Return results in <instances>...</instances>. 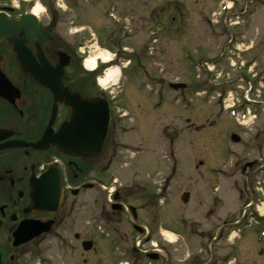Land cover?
<instances>
[{
  "label": "flooded vegetation",
  "instance_id": "obj_1",
  "mask_svg": "<svg viewBox=\"0 0 264 264\" xmlns=\"http://www.w3.org/2000/svg\"><path fill=\"white\" fill-rule=\"evenodd\" d=\"M74 1L77 3L80 0ZM119 1H107L108 9L121 12ZM186 1L191 13L204 2L209 4L202 16L207 18L209 26L211 20L207 13L213 15L222 5L230 3L229 9H233L239 2ZM85 2L88 3V0ZM251 2L258 4L264 0ZM244 3L249 4L247 1ZM4 9L0 5V12ZM242 12L246 14V19L253 16L246 10ZM162 13L156 12L153 22L156 26L170 25L168 29L174 43L178 31V10L166 17L169 20L167 24H164ZM9 15L16 18L20 14L12 11ZM118 15L122 17L121 13ZM57 21L55 14H50L48 24L43 25L41 21L34 41L23 36L25 46L38 64H41V52L54 70H58L68 58L61 78L63 88L86 99L106 100L111 109V126L100 154L89 159L62 155L53 144L44 152L30 148L1 150L4 145L18 141L37 143L46 131H53L54 137L71 120L72 111L65 103L56 102L53 92L38 84L22 68L8 40L0 43V70L11 85L3 84L0 78V264H264V214L261 212L264 209V184L261 183L264 177H260L258 182V175H255L261 173L264 176V164L261 166L259 160H252L245 163L241 172H215L210 171L209 161L203 158L195 172L174 170L151 173L153 176L146 178L141 171H130L133 164L126 163V157L118 153L124 150V138L141 131V124L135 123V114L129 111L126 97L122 98L125 113L119 115L112 92L98 91L88 76L78 74L82 56L77 52L78 48L59 37ZM236 24L238 27L233 29L211 27L210 35L218 37V41L227 39L223 47L240 49L242 46L247 52L254 50L258 45L250 37L246 38V31H250L246 23H242L245 24L243 31L241 22ZM125 29V26H119L114 38V33H104L106 41L116 45L120 51H125L120 46L122 37H119ZM227 30L235 35H229ZM94 38L99 43L98 36ZM249 43H252L251 47L246 46ZM135 52L131 54L137 57V61L131 60L123 66L124 73L135 78L138 71V76L143 74L144 79H151L148 67ZM116 61L121 62V58ZM171 66L173 68L174 64ZM11 71L16 74L11 75ZM57 77H51L52 81H56ZM162 82L165 83L160 80ZM166 85L169 87L170 84ZM187 91L182 92L184 97ZM178 93H160L154 97L155 107L164 106L171 111L177 103ZM127 96L131 102L138 99L132 88ZM146 99L153 100L152 97ZM189 103L186 100L183 106L192 110ZM136 110L141 121L154 123L158 118L153 112L154 107L146 108L145 103L139 104ZM172 125L163 131L166 140L174 147L177 129ZM204 129L202 126L198 131ZM126 146L129 148L131 145ZM137 159L139 162L141 158ZM260 160L264 163V153ZM140 165L146 168L144 162L138 164V168ZM52 167L60 173L63 189L60 205L55 212H39L32 208L31 179H40ZM253 168L257 172L248 170ZM243 178L245 184L241 187ZM220 181L225 186L232 181L234 187H215ZM201 184L205 186L200 188ZM88 192L91 195L89 203L79 202ZM25 222H39L48 228V232L26 244L15 246L14 235ZM242 227L251 228V233H242ZM87 243L92 244L91 249L84 251ZM42 244H48L43 246L42 249L46 248L44 251L40 249ZM83 255L89 257L80 262Z\"/></svg>",
  "mask_w": 264,
  "mask_h": 264
},
{
  "label": "rangeland",
  "instance_id": "obj_2",
  "mask_svg": "<svg viewBox=\"0 0 264 264\" xmlns=\"http://www.w3.org/2000/svg\"><path fill=\"white\" fill-rule=\"evenodd\" d=\"M107 1L111 0H102L103 5L99 2L100 5L98 3L94 9H92L94 6L90 8L89 5L92 4L86 3L85 0L77 3L74 0L70 3L65 0L59 1L61 8L56 6V0L51 3L55 5L59 16L56 25L59 37L74 45L78 51L84 49L91 57L101 55H109L111 59L121 57V64L128 63L126 61L128 58L125 59L124 55L132 56L131 52L136 51L135 53L140 55L142 63L148 67L152 75L151 79H144L143 74L138 76L136 71L134 78L127 77L123 72L118 76L115 84L109 85L111 88L108 91L112 92L111 97H116L114 101L117 103L119 115L125 113L126 106L124 108L122 98L126 97L129 111L135 114V123L141 124V131L133 132L124 138L126 140L124 150L118 153L126 157V163L133 164L134 167L130 171H141L145 173L146 178L151 176V173L160 174L174 170L195 172L198 171L196 166L203 161V158L209 161L210 171L215 172H241L245 163L252 160H259V165L263 166L260 156L264 153V146L261 144L264 141V2L257 4L251 0H239L238 6L232 9V14L230 12L223 14L222 9H217L213 15L207 13V17L211 20L209 26L207 18L202 17L209 5H206V2L191 13L187 9L186 0H120V5L123 7L121 6V12L115 11V13H121L123 19L121 17L117 25L127 28L119 36L122 37L120 46L128 49L120 51V48L117 49L116 45L110 46L111 42L105 39L104 33L111 35L114 33L112 37L114 38L117 30L116 21L107 16L106 11L109 8ZM48 2L50 0H34L31 3H27L26 0H2L0 5L21 6V12H26L40 4L43 9L39 17L42 24L46 25L50 21V13L45 9V3ZM176 9L178 31L176 42L173 43V36L168 29L170 26H156L153 18L156 12H163L164 24H167L169 20L166 17L174 14ZM243 10L253 13V16L246 19ZM236 17H239V20ZM134 18L136 19L133 20ZM235 20L241 22L242 31L245 26L242 23H246V27L250 30L246 31V38L250 37L258 45L254 50L243 52L245 47L242 46L240 51L234 48L225 49L223 42L227 39L218 41V37H211V27L222 30L233 29L232 22ZM159 28L162 33L153 43L151 32L156 34L155 31ZM216 29L215 33H218ZM92 31L97 34L95 36H98L101 43L108 42L109 47L98 44ZM236 31L240 32L239 29ZM227 32L229 35L232 33L235 35L230 30ZM143 43L149 44L143 48ZM246 46L251 47L252 43ZM133 57H130L133 62L137 61V58ZM120 63L117 62V66L120 67ZM172 64H174L173 68ZM109 67L102 66L100 69L103 73H99V77H103ZM81 69L83 72L79 71L78 74L88 73L83 66ZM15 74L11 71V75ZM160 80H164L165 83H160ZM177 80L189 88L186 97L182 95L184 91H180L176 96L177 103H174V109L172 108L171 111L164 106L156 108L154 97H158L160 93L165 95L171 92L166 83ZM96 87L98 91H102L98 84ZM131 88L138 96V99L132 102L127 99V92ZM248 93L249 99L254 103L245 102L244 96L246 98ZM148 97H152L153 100H147ZM186 100L192 105V110L184 108L183 103ZM144 103L146 108L154 107L153 112L158 117L154 123L149 120L141 121L140 116L138 117L136 108ZM170 124L177 129V135L173 132V135H176L174 147L166 140L163 131ZM202 126L205 129L198 131ZM232 134L241 138L239 144L230 141ZM126 145L131 146L128 148ZM133 157L141 159L138 162L139 159L132 160ZM142 162L145 163L146 168L142 165L138 168L137 165ZM248 170L257 172L254 168ZM255 175H258L256 180L258 182L261 181L260 177H264L261 173ZM244 181L243 178L241 187H244ZM220 182L221 185L215 187H234L232 181L226 186L222 181ZM261 183L264 184V178ZM204 186L201 184L200 188ZM90 196L88 192L79 202L89 203ZM72 200L78 201L75 198ZM261 212L264 214V209ZM251 230L248 228L245 233L249 234ZM47 245L42 244L40 249ZM87 257L89 256L83 255L80 262L88 259Z\"/></svg>",
  "mask_w": 264,
  "mask_h": 264
},
{
  "label": "water",
  "instance_id": "obj_3",
  "mask_svg": "<svg viewBox=\"0 0 264 264\" xmlns=\"http://www.w3.org/2000/svg\"><path fill=\"white\" fill-rule=\"evenodd\" d=\"M11 10V9H9ZM40 29L39 20L35 15L27 13L20 19L10 18L5 13H0V43L8 40L13 46L17 59L23 69L30 74L41 86L49 88L56 102H63L72 109L71 121L65 123L53 137V131H46L42 139L35 143L18 141L1 147L7 148H31L35 151H45L51 144L56 146L58 152L70 156L89 159L99 155L111 123L110 108L104 100L85 99L79 94L72 95L62 86L61 78L64 68L68 65V58L58 70H54L39 53L41 64H38L31 52L26 48L24 37L35 40V33ZM39 47V44L38 46ZM40 49V47L38 48ZM41 51V50H40ZM58 76L56 81L51 77ZM3 84L11 87L7 78L0 71ZM175 90L184 88L185 85H171ZM7 137V136H5ZM235 143L239 137L233 136ZM32 208L39 212H55L62 198V187L59 182V173L56 169H50L40 179H31ZM39 222L23 223L16 234L15 246H20L48 232V228ZM84 246L86 251L91 249L92 244Z\"/></svg>",
  "mask_w": 264,
  "mask_h": 264
},
{
  "label": "bare ground",
  "instance_id": "obj_4",
  "mask_svg": "<svg viewBox=\"0 0 264 264\" xmlns=\"http://www.w3.org/2000/svg\"><path fill=\"white\" fill-rule=\"evenodd\" d=\"M28 2L34 1V0H26ZM43 9V7L39 4V7L37 5L34 7L33 14L36 17H39L40 11ZM101 61L103 64H110L112 62V59L109 55H101V56H94L90 57V59L87 61L86 69L88 71H95L98 62ZM120 75V71L117 67H110L105 75L101 78H99V85L102 88L108 87L110 84H115V81L117 80L118 76Z\"/></svg>",
  "mask_w": 264,
  "mask_h": 264
},
{
  "label": "trees",
  "instance_id": "obj_5",
  "mask_svg": "<svg viewBox=\"0 0 264 264\" xmlns=\"http://www.w3.org/2000/svg\"><path fill=\"white\" fill-rule=\"evenodd\" d=\"M97 74H98V73H95V74H93V75H92V76H93V78H95V76H97Z\"/></svg>",
  "mask_w": 264,
  "mask_h": 264
},
{
  "label": "clouds",
  "instance_id": "obj_6",
  "mask_svg": "<svg viewBox=\"0 0 264 264\" xmlns=\"http://www.w3.org/2000/svg\"><path fill=\"white\" fill-rule=\"evenodd\" d=\"M37 7H39V4L37 5Z\"/></svg>",
  "mask_w": 264,
  "mask_h": 264
}]
</instances>
